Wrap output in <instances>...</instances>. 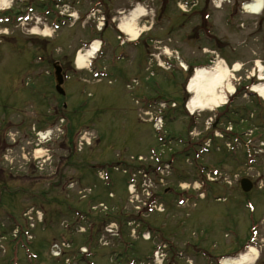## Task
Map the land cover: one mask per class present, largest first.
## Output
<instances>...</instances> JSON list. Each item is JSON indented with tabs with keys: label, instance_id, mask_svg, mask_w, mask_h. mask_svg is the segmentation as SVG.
I'll return each mask as SVG.
<instances>
[{
	"label": "rangeland",
	"instance_id": "1",
	"mask_svg": "<svg viewBox=\"0 0 264 264\" xmlns=\"http://www.w3.org/2000/svg\"><path fill=\"white\" fill-rule=\"evenodd\" d=\"M167 1L57 3L62 11L82 17L91 3L99 2L102 13L118 25L140 2L147 17L164 26L152 29L141 46L130 49L120 47L107 25V31L96 36L109 43L106 49L115 54L96 62L105 76L97 81L87 71L70 75L63 97L55 92L48 74H53L56 62L65 71L75 68L79 41L89 42L93 31L79 26L49 29L42 10L36 9L32 23H0V264H66L67 260L72 264H154L155 246L161 251L158 264H216L215 257L232 255L241 247L255 224L259 228L254 264H264V103L255 108L243 90L250 82L261 83L250 78L255 65L264 70V15L260 19L236 14L232 21L234 11L227 9L237 6L238 0L220 10L212 0H195V9H187L192 10L189 14H183L178 4L192 0ZM31 5L14 2L0 18H17ZM60 9L52 10L57 14ZM205 13L210 23L203 22ZM227 20L232 23L227 25ZM131 28L143 33L151 26L136 20ZM206 29L212 35L204 34ZM175 53L189 66L187 72L169 69L166 62L176 63ZM218 66L228 68L227 83L244 93L230 109L199 111L192 117L187 88L193 70ZM134 80L138 85L130 90L127 85ZM146 100L177 103V119L170 121L169 115L162 145L151 121L155 109L142 108ZM64 116L66 124L61 125ZM50 123L61 125L65 135L57 128L46 142L37 139L36 132ZM258 132L262 139L257 138ZM204 142L211 152L195 160ZM233 148L237 157L231 155ZM162 152L160 158L172 164L171 171L166 166L160 172L155 169L150 155ZM127 167L137 170L136 193L128 185ZM203 169L213 181L207 187V200L178 206L180 189L201 184ZM211 170L219 175L212 178ZM244 178L253 183L249 193L240 186ZM150 187L161 204L155 213L140 218L137 211L144 210ZM26 219L34 226L29 228ZM24 224L33 241L18 247L13 240L16 226ZM149 232L153 241L142 240ZM62 237L72 246H64ZM85 247L88 254L80 252ZM34 255L38 259H31Z\"/></svg>",
	"mask_w": 264,
	"mask_h": 264
},
{
	"label": "bare ground",
	"instance_id": "2",
	"mask_svg": "<svg viewBox=\"0 0 264 264\" xmlns=\"http://www.w3.org/2000/svg\"><path fill=\"white\" fill-rule=\"evenodd\" d=\"M2 7H6L12 4L15 0H0ZM26 1V0H21ZM28 1V0H27ZM264 5V0H255V3L248 6L246 9L251 14H258ZM144 10L140 8L137 12L131 14L121 25L120 29L133 39H137L141 33L133 31L131 24H135L136 20L144 16ZM36 30L33 31V34ZM49 32H47L48 34ZM99 44H96L93 50L88 54L80 53L77 57L78 64L82 68L89 58L95 53ZM258 68L263 72V68L259 65ZM236 71H239V65H235ZM229 70L226 67L218 66L214 69H198L192 76L188 85V92L192 95L191 100L188 103L187 109L190 114H195L199 111L214 110L223 106L227 101V94L235 93L234 86L227 83L229 80ZM259 85H255L252 92L264 100V72L259 76ZM50 133L41 134V140L47 141ZM258 251L255 248H251L248 254L242 255V258L238 260L226 259L222 264H254L257 259ZM58 256V255H57Z\"/></svg>",
	"mask_w": 264,
	"mask_h": 264
},
{
	"label": "water",
	"instance_id": "3",
	"mask_svg": "<svg viewBox=\"0 0 264 264\" xmlns=\"http://www.w3.org/2000/svg\"><path fill=\"white\" fill-rule=\"evenodd\" d=\"M56 81H57V90L61 93L64 94L63 90L61 89L62 85H63V76L61 74V69L56 66ZM242 188L245 192H249L252 189V184L250 181L248 180H243L242 183Z\"/></svg>",
	"mask_w": 264,
	"mask_h": 264
}]
</instances>
